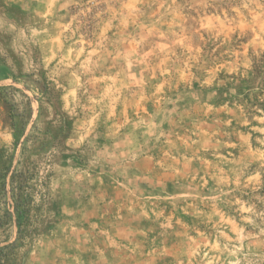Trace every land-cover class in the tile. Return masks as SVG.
Listing matches in <instances>:
<instances>
[{
    "label": "rangeland",
    "instance_id": "1",
    "mask_svg": "<svg viewBox=\"0 0 264 264\" xmlns=\"http://www.w3.org/2000/svg\"><path fill=\"white\" fill-rule=\"evenodd\" d=\"M0 218L7 264H264V0H0Z\"/></svg>",
    "mask_w": 264,
    "mask_h": 264
},
{
    "label": "trees",
    "instance_id": "2",
    "mask_svg": "<svg viewBox=\"0 0 264 264\" xmlns=\"http://www.w3.org/2000/svg\"><path fill=\"white\" fill-rule=\"evenodd\" d=\"M3 191L4 193H7L5 185H3ZM14 207H15V212L17 213L18 216H24L25 218H27L28 215H25V214H28L30 211H29L28 202L26 199L20 197L16 201ZM28 221L29 219H25V220L19 219L18 220L19 234L21 237L24 234V225ZM2 224H4V221L3 219L0 218V225ZM17 248H18V245L16 242L11 245H7L5 247L0 248V264H7L13 251Z\"/></svg>",
    "mask_w": 264,
    "mask_h": 264
}]
</instances>
